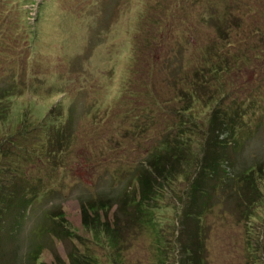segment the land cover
I'll use <instances>...</instances> for the list:
<instances>
[{
  "label": "rangeland",
  "instance_id": "rangeland-1",
  "mask_svg": "<svg viewBox=\"0 0 264 264\" xmlns=\"http://www.w3.org/2000/svg\"><path fill=\"white\" fill-rule=\"evenodd\" d=\"M263 44L264 0H0V165L12 167L11 179L2 184V172L0 180V264H31L37 246V264H70L72 254L96 258L95 264H186L194 246L203 264H264V180L254 205L230 196L239 187L230 183L264 162V62L256 60ZM200 47H213V63L217 52L250 57L252 66L234 78L238 91L233 86L223 106L233 114L250 99L249 128L226 127L213 136L206 127L212 157L221 162L216 174L201 173L194 188L176 180L159 204L145 203L136 169L172 138L170 123L197 114L198 126L181 128L192 144L206 138L201 125L217 104L188 102ZM181 59L190 70L176 84ZM174 98H180L172 103L175 113L187 110L184 119L169 110L155 114ZM58 105L64 115L75 108L79 128H96L65 156L51 144L56 128L44 140L19 136L21 130L39 136V120ZM47 149L57 152L50 160ZM133 195L156 208L124 220ZM96 198L107 203L97 210L100 229L87 230L82 204ZM54 212L64 214L74 235L55 236L50 229L58 217L50 225L47 219ZM117 229L113 242L108 234Z\"/></svg>",
  "mask_w": 264,
  "mask_h": 264
},
{
  "label": "trees",
  "instance_id": "trees-1",
  "mask_svg": "<svg viewBox=\"0 0 264 264\" xmlns=\"http://www.w3.org/2000/svg\"><path fill=\"white\" fill-rule=\"evenodd\" d=\"M162 36H159V40H161ZM264 45V44H263ZM153 46V45H152ZM163 48L161 50H164L165 44L162 45ZM161 46V47H162ZM154 48V47H153ZM225 50V48L223 47ZM227 49V48H226ZM200 52L198 51L199 55L194 58V64L197 66H194V69L200 68L199 70H196L195 74V79L190 81L191 85H188L189 88L192 87L193 94L188 95L190 96L191 100H188L189 105L191 102H199L202 103L203 101L208 105V104H214L216 102L215 109H211V115L210 118L204 122L201 125V133H204L203 135L205 136L206 131L205 128L210 131L211 135V129H213V136H214V130L218 131L222 128H229L234 131H242L244 132L247 128H249V123L247 122V117L249 116V111L250 106H251V100H247V104L245 105L244 101H241L240 104V109L237 112H233V114H229L228 108H223L225 101L230 98V94L232 92L233 86H235L236 90L238 91V86L236 85V81L234 78L239 74L242 73L246 68L252 66L250 57L244 58L241 57L238 53L230 55L229 52H224L222 54H219L217 52L216 57L217 60L216 62H212L211 60L214 57L213 54V47L209 48H204L200 47ZM258 50H261L260 48ZM153 50H149L151 53ZM142 52V51H141ZM140 52V53H141ZM138 53V54H140ZM149 53V54H150ZM202 54V55H201ZM263 57V58H262ZM259 59L260 62H264V50L260 52L258 56H256V60ZM182 60V61H181ZM180 61H177L178 64L175 65L174 68V74H175V79L176 84L184 80L185 78H180V76H186L188 74V71L190 70V64L186 67H182V63L186 62L189 63L185 59H181ZM242 62H241V61ZM150 63V61H149ZM157 66V65H156ZM149 71L152 74V70L154 68L153 62L149 64ZM259 69V68H258ZM187 73V74H186ZM264 75V72H263ZM132 76V73H131ZM212 76L211 79L208 77ZM131 79L133 77H130ZM151 76H149V79ZM171 81V79H169ZM197 83L194 85V83ZM199 82V83H198ZM195 86L198 87V91L196 92ZM175 86V91L179 90ZM231 89V90H230ZM154 91V89H153ZM236 91V92H237ZM201 92V93H200ZM180 98H174L170 100V108L165 107L166 105H169L168 102H164L163 105L160 104L158 105V109L155 111L156 115H160L163 117V115H166L168 110L170 117L173 118L179 117L180 116L182 119L185 117L182 115V113L187 112V110L181 111V110H174L172 109L173 105L172 103L178 102ZM62 103V102H61ZM259 104H262L260 101ZM175 106V105H174ZM61 109L59 110V108ZM247 108V109H245ZM62 105H58L56 108H53L49 112V116L47 115L46 118L44 119L42 117L41 124H39V129L41 130V133L39 136L33 131H29L26 133L21 132L19 133V136H22L23 134H35L36 141H38L39 137L41 140H44V138H48L49 133H52V129L55 130L57 129L58 133V138L52 141V145L57 149V152L59 150L60 154L65 153V155L68 154L69 150L72 148L74 141H78L79 139H84L83 136L86 135H91L94 136V131L96 128H93V126L88 128L87 130L85 129L84 125L83 127L79 128L76 125V110L75 108L70 106L69 111H67V114L64 115L62 113ZM258 109V107L254 108ZM260 110L262 108L259 107ZM59 110V111H58ZM152 110V109H150ZM58 111V112H57ZM87 113H90L89 110H87ZM58 115H64V122L61 124H56L55 119L57 120ZM92 115V114H91ZM53 118V119H52ZM198 121H201V119L198 117L197 114L190 113V118L187 119L186 121L181 120V123H175L171 122L170 125L172 131L174 134H172V138L169 139V141L165 144H162L159 146L158 150L159 153H151V155H147V158L144 159L143 163H139V165H142V169H136V174L134 178L138 182V187L141 189V198L144 200L145 203H148L149 201L156 202L157 204L160 203V197H161V192H166L167 189L164 187H167L166 185H169L168 187L172 186L174 182H180L181 178H184L189 184L188 186L191 188H194V184L196 181V178L201 175V173H205L209 170L212 171L213 176L216 174L218 169H220L219 165L221 162H218V160H215L212 155L213 151L210 150V144L212 143H207L210 142L209 140V133L206 134V138H201L199 142L201 143H196L192 144V141L194 139L191 138V136H188V133L184 131L183 128H181L185 124H191V127H195V124L198 126L199 124L197 123ZM21 125H25L22 121L19 123L18 127H21ZM73 127V128H71ZM211 138V137H210ZM17 140V139H16ZM50 143V141H49ZM14 147L20 149L16 144V141L14 143ZM11 144V145H12ZM193 146H195L193 148ZM48 150V149H47ZM197 151L194 153V151ZM157 151V150H156ZM53 150H48V156L50 159H52L53 155L57 154ZM9 164H13L17 166V161L11 160ZM139 167V166H138ZM136 167L129 168L128 171L131 172V170L135 169ZM125 169V167L123 168ZM12 170V167H8V170L0 165V180L4 179L2 184H6L5 179H11L12 173H10ZM194 170V172H192ZM247 171V172H246ZM243 172V174L239 177V179L236 178V184L234 182H231L230 184L233 183V185H238V189L235 190V192H232L231 195L239 196V202L241 205H243L246 202V198L248 201L254 205L256 201L254 199L259 198L260 192H259V183L264 180V162H261L255 166L250 167L248 170ZM3 172V175H1ZM15 174V172L13 173ZM199 174V175H198ZM257 176V177H255ZM198 180V179H197ZM238 180L240 184H238ZM112 182L116 181L119 182V180H116V178L111 180ZM123 181V178L120 179V182ZM243 186V187H241ZM4 186H2L3 188ZM10 187L13 188L12 183L10 184ZM5 189V187H4ZM137 190V188H136ZM194 190V189H193ZM247 190V191H245ZM9 192L6 193V195ZM5 195V196H6ZM135 195V192H134ZM131 198L130 205L128 207H125L124 211V220H128V217H131L133 214L137 216L136 213L140 214H146V212L151 211L152 209L156 208L153 207L149 209V206H146V204H140L139 202L136 201V198ZM253 195V198H252ZM196 196V195H195ZM194 196V198H195ZM251 196V197H250ZM193 198V197H192ZM251 198V199H248ZM29 200V199H28ZM27 199L25 200L26 203L32 202L34 199L31 198V200L28 201ZM106 202L104 200H98L96 199H90L88 200L87 204H82V214H83V223L85 224V228L87 230H92V227L94 230L100 229V218L97 215V210L100 209H105L106 207ZM144 205V207H143ZM158 208V206H157ZM160 208V207H159ZM133 209V210H132ZM137 210V211H134ZM133 211V213H131ZM147 215V214H146ZM53 217H58L56 220L57 222V227L52 230V232L55 234V236H58L60 234H68V237H71L72 232L69 229V226H67V223L65 221V216L63 213H58L54 212V214L49 217H47L48 221L50 220L51 222L48 224L50 225L52 222L54 223V218ZM53 218V219H52ZM123 220V222H124ZM141 221L144 223L146 222V218L141 219ZM138 218V222H141ZM98 224V225H97ZM68 230V231H67ZM106 230H109L107 227ZM111 230V228H110ZM109 230V232H110ZM104 231V230H103ZM45 232V230L43 231ZM117 233H119V230H114L113 234H108V236H111V239L113 242L116 241V238L118 237ZM118 239V238H117ZM194 250H198V253L194 252L192 250V254L188 255L189 258L187 259L186 257V264H203L204 259H201L199 257V254L202 253L200 252V249L198 246L193 247ZM42 247L37 246L35 250L32 251L31 258L32 263L31 264H37L39 258L36 256L38 251H41ZM184 251V250H183ZM184 255V252H183ZM192 258V259H190ZM71 263L70 264H95L96 263V258L93 257H88V256H83L80 254H72L70 256ZM64 264V263H63Z\"/></svg>",
  "mask_w": 264,
  "mask_h": 264
}]
</instances>
